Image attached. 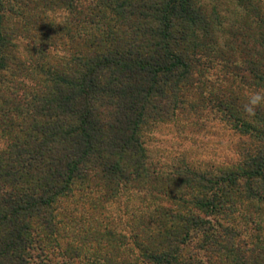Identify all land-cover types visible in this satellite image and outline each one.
<instances>
[{"label":"trees","instance_id":"trees-1","mask_svg":"<svg viewBox=\"0 0 264 264\" xmlns=\"http://www.w3.org/2000/svg\"><path fill=\"white\" fill-rule=\"evenodd\" d=\"M258 89L264 0H0V264H264ZM206 113L236 164L152 162L146 131ZM76 193L92 209L62 245ZM130 193L123 233L101 217Z\"/></svg>","mask_w":264,"mask_h":264},{"label":"rangeland","instance_id":"rangeland-1","mask_svg":"<svg viewBox=\"0 0 264 264\" xmlns=\"http://www.w3.org/2000/svg\"><path fill=\"white\" fill-rule=\"evenodd\" d=\"M228 8L226 4H223V15L232 20L233 16L228 13ZM58 16L60 19L67 17L65 11L58 12ZM214 73L216 71L212 74ZM144 141L152 162L161 164L167 170L176 169L182 163L205 170L222 165H233L239 160L234 150L238 137L229 131L214 113H206L197 121L195 118H179L174 122L160 124L146 131ZM140 198L139 194L130 193L108 203L102 212L103 223L116 227L117 231L128 233V223L132 219L130 212L139 216L144 205ZM80 199L81 195L76 193L73 202L61 205L67 211L59 210L57 213L58 219L63 223V228H66L60 236L62 245L73 241L72 229L66 225L71 220L66 217V214L77 211L79 212L78 215L76 214L77 218H80L79 214L86 212L88 208L92 209L85 199ZM94 213L98 214V211ZM85 221L89 222L87 219ZM53 260L56 263L61 262V258L57 256Z\"/></svg>","mask_w":264,"mask_h":264},{"label":"clouds","instance_id":"clouds-1","mask_svg":"<svg viewBox=\"0 0 264 264\" xmlns=\"http://www.w3.org/2000/svg\"><path fill=\"white\" fill-rule=\"evenodd\" d=\"M262 104H264V89L250 91L248 94V102L243 106V111L248 117H254L256 115V109ZM0 147H3V145L0 144Z\"/></svg>","mask_w":264,"mask_h":264}]
</instances>
